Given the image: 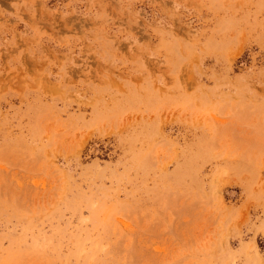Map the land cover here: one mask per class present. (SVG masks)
Masks as SVG:
<instances>
[{
    "label": "rangeland",
    "instance_id": "obj_1",
    "mask_svg": "<svg viewBox=\"0 0 264 264\" xmlns=\"http://www.w3.org/2000/svg\"><path fill=\"white\" fill-rule=\"evenodd\" d=\"M0 264H264V0H0Z\"/></svg>",
    "mask_w": 264,
    "mask_h": 264
}]
</instances>
